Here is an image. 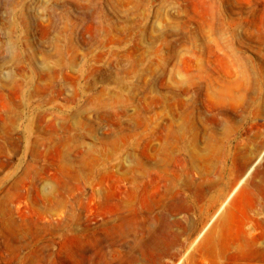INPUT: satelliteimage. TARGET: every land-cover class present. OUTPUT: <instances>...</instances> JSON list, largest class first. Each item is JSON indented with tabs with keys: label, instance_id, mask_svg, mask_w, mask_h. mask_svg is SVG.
<instances>
[{
	"label": "rangeland",
	"instance_id": "1",
	"mask_svg": "<svg viewBox=\"0 0 264 264\" xmlns=\"http://www.w3.org/2000/svg\"><path fill=\"white\" fill-rule=\"evenodd\" d=\"M261 12L264 0H0V264H150L108 199L111 171L115 201L123 194L122 137L157 114L177 120L186 106L210 117L200 90L206 55L212 78H225L232 54L263 75L264 43L239 36ZM224 109L253 117V162L234 205L220 210L235 214L236 234L264 182V97L260 108L238 100ZM212 257L197 250L175 264Z\"/></svg>",
	"mask_w": 264,
	"mask_h": 264
},
{
	"label": "bare ground",
	"instance_id": "2",
	"mask_svg": "<svg viewBox=\"0 0 264 264\" xmlns=\"http://www.w3.org/2000/svg\"><path fill=\"white\" fill-rule=\"evenodd\" d=\"M223 24L224 19L220 26ZM239 36L264 43V14ZM260 54L264 60L262 47ZM228 59L225 78H212L205 57L200 90L212 116L199 118L196 108L186 106V113L177 120H165L157 114L122 137L119 164L123 194L115 201L111 171L108 199L119 211L120 226L134 233V243L144 253L153 254L150 264H175L197 250L213 256L207 264H264V216H256L264 214V182L252 188L251 202L239 217L236 234L235 214H220L223 208L234 205L236 188L253 162L246 154L250 140L246 126L253 122L252 115L236 117L224 108L238 100L244 109L250 105L260 108L264 97V74L258 76L255 65H246L249 58L232 54ZM156 99L168 103L166 96ZM221 113L223 116H218ZM212 122L220 123V130ZM216 216L218 221L205 244L190 250L197 235ZM256 223L262 224L261 230L254 229ZM221 239L225 243L222 247ZM228 254L233 258L227 260Z\"/></svg>",
	"mask_w": 264,
	"mask_h": 264
}]
</instances>
